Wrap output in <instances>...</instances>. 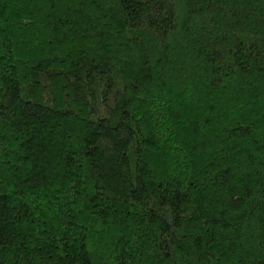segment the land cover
<instances>
[{
  "label": "trees",
  "instance_id": "obj_1",
  "mask_svg": "<svg viewBox=\"0 0 264 264\" xmlns=\"http://www.w3.org/2000/svg\"><path fill=\"white\" fill-rule=\"evenodd\" d=\"M0 264H264V0H0Z\"/></svg>",
  "mask_w": 264,
  "mask_h": 264
}]
</instances>
